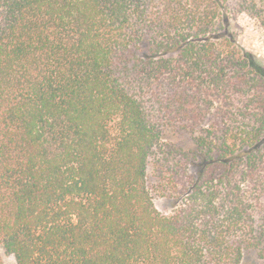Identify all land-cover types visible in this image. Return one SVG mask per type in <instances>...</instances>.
<instances>
[{"label":"trees","instance_id":"1","mask_svg":"<svg viewBox=\"0 0 264 264\" xmlns=\"http://www.w3.org/2000/svg\"><path fill=\"white\" fill-rule=\"evenodd\" d=\"M241 13L264 31V0H0L14 264L264 258V60Z\"/></svg>","mask_w":264,"mask_h":264},{"label":"rangeland","instance_id":"2","mask_svg":"<svg viewBox=\"0 0 264 264\" xmlns=\"http://www.w3.org/2000/svg\"><path fill=\"white\" fill-rule=\"evenodd\" d=\"M237 22L239 25V42L241 45L264 60L263 29L246 13H241L238 16ZM155 205L162 211L169 206L168 201L162 198L156 199ZM0 258L3 264H14L13 257L6 255L2 250H0ZM241 264H264V258L259 257L256 252H249L245 254Z\"/></svg>","mask_w":264,"mask_h":264}]
</instances>
